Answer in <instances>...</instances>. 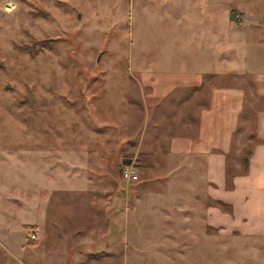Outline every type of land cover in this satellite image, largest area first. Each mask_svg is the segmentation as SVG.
<instances>
[{
    "label": "rangeland",
    "instance_id": "obj_1",
    "mask_svg": "<svg viewBox=\"0 0 264 264\" xmlns=\"http://www.w3.org/2000/svg\"><path fill=\"white\" fill-rule=\"evenodd\" d=\"M197 1L0 0V264H35L39 257L31 247L36 231L18 225L33 221L39 185L55 183L57 196H86L80 189L83 152L97 151L92 160L103 168L90 171L109 181L107 189L119 180L122 190L114 196L122 209L129 207L130 181L117 177V168L133 160L139 176L146 162L160 160L161 138H168L160 130L175 131L180 121L173 112L178 108L183 115L191 108L173 105L169 97L162 106L159 99L153 104L156 99L143 95L144 85L138 89L137 69L175 67L180 49L170 39L182 31L179 19ZM205 96L202 90L195 100ZM146 138L155 142L150 155L140 153L147 150ZM52 149L57 161L49 170ZM240 153H228L231 171L241 168ZM234 159L239 168H233ZM6 185L9 199L1 198ZM192 197L184 203L179 196L151 202L169 211L207 204L206 196ZM193 219L184 231L173 226L163 232L164 241L154 240L152 248L124 242L113 257L129 256L127 264H264V249L256 247L264 239L220 233Z\"/></svg>",
    "mask_w": 264,
    "mask_h": 264
},
{
    "label": "crops",
    "instance_id": "obj_2",
    "mask_svg": "<svg viewBox=\"0 0 264 264\" xmlns=\"http://www.w3.org/2000/svg\"><path fill=\"white\" fill-rule=\"evenodd\" d=\"M186 12L179 19L182 31L170 39L180 49L175 67L137 69L138 89L144 85L143 95L156 99L153 104L169 97L173 105L191 106L183 115L178 108L173 112L180 121L175 131L173 126L166 133L160 130L168 137L165 142L161 138L164 147L157 150L161 159L146 162L130 181L125 209L114 196L122 183L114 180L107 189L109 181L90 171L103 168L92 160L97 151L83 152L86 173L78 188L86 196H57L55 183L39 185L33 221L18 222L36 231L37 242L31 246L39 256L35 264H127L129 256L113 257L122 243L152 248L154 240L164 241L163 232L173 226L184 231L193 218L220 233L264 239V0H198ZM202 90L205 98L195 100ZM249 141L246 169L240 170L239 159H234L233 168L239 171L226 174L228 153H240ZM154 143L147 139V150L140 153L155 152L149 147ZM49 153L53 156L46 167L51 170L57 156L54 149ZM4 190L1 198L9 199L7 185ZM108 191L111 196H104ZM166 196H179L183 203L186 196L196 201L206 196L207 204L170 211L152 207L151 201ZM170 216L177 218L174 224ZM256 247L264 249V243Z\"/></svg>",
    "mask_w": 264,
    "mask_h": 264
},
{
    "label": "trees",
    "instance_id": "obj_3",
    "mask_svg": "<svg viewBox=\"0 0 264 264\" xmlns=\"http://www.w3.org/2000/svg\"><path fill=\"white\" fill-rule=\"evenodd\" d=\"M49 39H52V38H49ZM41 40H42V42H41ZM41 40H39L40 42L38 43V46H41V44L42 43H44V41L46 40V39H41ZM44 40V41H43ZM38 42V41H37ZM34 44H35V41L33 42V47H32V49H31V52H34ZM24 45V44H23ZM20 46L21 48H29L30 46ZM30 51V50H29ZM251 143L250 144H247L245 147H243L242 148V151H241V153H240V160H241V164H242V166H241V168H240V170H245L246 169V167H247V159H248V155L250 154V152H251ZM233 170V169H232ZM236 171H231V169H230V167H229V165H226V174H228V175H230V174H232V173H235ZM228 184H230V182L228 181Z\"/></svg>",
    "mask_w": 264,
    "mask_h": 264
},
{
    "label": "built area",
    "instance_id": "obj_4",
    "mask_svg": "<svg viewBox=\"0 0 264 264\" xmlns=\"http://www.w3.org/2000/svg\"><path fill=\"white\" fill-rule=\"evenodd\" d=\"M120 176L123 180L125 181H133L136 180L138 178V172L136 170V165L134 163L133 160H129L124 162L121 165V169H120ZM33 237V232H30V238Z\"/></svg>",
    "mask_w": 264,
    "mask_h": 264
}]
</instances>
